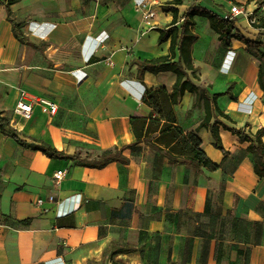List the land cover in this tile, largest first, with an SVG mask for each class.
Instances as JSON below:
<instances>
[{
    "label": "crops",
    "instance_id": "0c3cea01",
    "mask_svg": "<svg viewBox=\"0 0 264 264\" xmlns=\"http://www.w3.org/2000/svg\"><path fill=\"white\" fill-rule=\"evenodd\" d=\"M14 1L8 9L24 23L22 41L0 3V112L25 146L0 132V264L100 263L109 245L133 250L113 257L121 264H264V177L255 173L247 142L219 128L224 156L200 129V149L216 170L188 159L171 164L135 143L130 119L157 120L141 102L145 89L170 91L175 76L145 73L138 80L129 62L168 54L169 42L158 44L156 30L171 22L164 8L172 0H145L153 14L148 20L135 11L142 0ZM236 1L253 22L237 17L235 29L259 41L264 52V28L256 27L264 20V0ZM198 6L222 16L231 3L184 0L176 7L178 21ZM191 31L197 36L191 57L199 68L193 82L209 96L231 85L233 100L217 99L229 120L217 119L252 139L264 129L257 51L234 40L222 49L205 17L194 16ZM91 57L99 61L88 64ZM21 90L32 101L28 119L13 114ZM44 102L55 104L56 112ZM193 102L185 93L173 108L184 132L205 116ZM40 145L75 157L50 159L32 149ZM125 146L128 163L89 167L105 150ZM57 171L64 175L56 182Z\"/></svg>",
    "mask_w": 264,
    "mask_h": 264
},
{
    "label": "trees",
    "instance_id": "16d2710c",
    "mask_svg": "<svg viewBox=\"0 0 264 264\" xmlns=\"http://www.w3.org/2000/svg\"><path fill=\"white\" fill-rule=\"evenodd\" d=\"M231 4H238L236 0H226ZM14 0H0V3H5L6 14L8 21L12 26V33L20 41L21 28L24 26L23 22H17L9 11V6ZM184 0H172L171 7H165L164 11L172 15L171 22L164 28L156 30L158 33L157 43L162 44L169 42L168 54L151 60H130L129 65H135L137 70V79L142 80L145 73L153 75L170 72L175 76L174 84L170 91L165 88L155 90L145 89L142 95L141 102L149 107L157 116V120H146L140 117H132L130 119L131 131L135 137V143L144 142L153 150L160 152L168 159L171 164H176L177 159H188L196 167H204L209 170H216L217 167L211 164L206 158L203 151L200 149L201 141L197 137V132L200 129H205L209 132L212 138L213 147L219 150L224 156L227 152L224 150L219 137V128L235 135L242 142H247V151L252 156L254 161V170L258 177H264V129L258 130L253 138H249L243 134V131L236 130L225 126L217 117H222L229 120L217 106V99L222 95L230 96L232 86L222 94H213L209 96L205 88L196 85L193 80H198L199 68L194 65L191 57L192 44L196 41L197 36L191 31V19L194 16L205 17L209 22L210 29L217 36L219 46L228 50L231 47L232 41L240 42L247 51L255 50L257 53L254 58L258 61L257 80L260 90L264 93V52L260 49L262 44L255 40L250 41L240 34L234 25V20H222L220 16L209 12L201 7L190 8L186 14L187 19L182 22L178 21L177 6L183 4ZM239 5V4H238ZM256 27L264 28V20H261ZM99 59L91 57L88 64L96 63ZM188 93L194 97L192 107L202 108L205 116L202 122L194 131L184 132L177 125L174 106L178 105L183 95ZM214 115V121L210 123ZM0 132L11 137L20 145L25 146L17 140L15 130L9 126V120L1 116L0 112ZM157 133L156 136H151ZM129 146L117 149L113 147L105 150L95 162L89 167L94 169H102L106 165L113 162L128 163V159L123 156V152ZM33 150L40 151L43 155L50 159H71L54 148L47 145L33 146ZM79 162H76L78 164ZM81 165V164H79ZM28 225L30 220L23 221ZM133 250L130 248L117 247L109 245L102 254L100 263L88 262L87 264H104V261L109 257L111 264H121L113 261V257L117 254L130 253Z\"/></svg>",
    "mask_w": 264,
    "mask_h": 264
},
{
    "label": "built area",
    "instance_id": "2783aa9c",
    "mask_svg": "<svg viewBox=\"0 0 264 264\" xmlns=\"http://www.w3.org/2000/svg\"><path fill=\"white\" fill-rule=\"evenodd\" d=\"M136 13H140L143 20H148L150 17H152V12L147 6V3L145 0L139 1L136 3L135 8ZM242 16H249L250 21L253 22V18H251L252 14L249 12L248 8H246V5H238V4H231L229 8V12L220 16L222 20L226 21H232L237 17ZM251 96V95H250ZM27 92L24 90H21L18 94V98L16 101V105L13 110V114L19 118L22 119H28L30 118L32 114V101L28 98ZM256 96H253L250 100H245L246 105L251 104L252 100L255 99ZM44 104L48 107L49 113L54 114L57 110V106L53 103L44 102ZM63 172L57 171L55 174H53L54 180L57 182L63 177Z\"/></svg>",
    "mask_w": 264,
    "mask_h": 264
},
{
    "label": "bare ground",
    "instance_id": "6f19581e",
    "mask_svg": "<svg viewBox=\"0 0 264 264\" xmlns=\"http://www.w3.org/2000/svg\"><path fill=\"white\" fill-rule=\"evenodd\" d=\"M227 64H228V61L225 63V65L223 66V70H226L227 68ZM18 128H20V126H18Z\"/></svg>",
    "mask_w": 264,
    "mask_h": 264
}]
</instances>
